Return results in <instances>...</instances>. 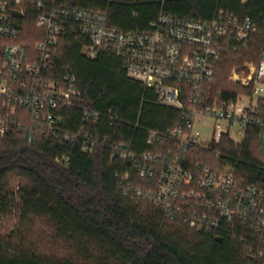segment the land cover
I'll use <instances>...</instances> for the list:
<instances>
[{"label": "trees", "instance_id": "1", "mask_svg": "<svg viewBox=\"0 0 264 264\" xmlns=\"http://www.w3.org/2000/svg\"><path fill=\"white\" fill-rule=\"evenodd\" d=\"M60 2L104 11L108 26L123 33L147 30L161 11L207 21L222 10L249 20L258 33L250 37L246 49L234 51L230 40L222 42L215 76L208 85L212 100L235 101L247 93L228 79L233 71L257 64L264 49V0ZM42 36L29 19L19 42L32 49ZM86 45L83 38L67 33L52 59L49 77L59 80L70 71L82 92L80 107L61 113L63 128L77 130L83 108L102 115L111 111L117 123L109 127L101 119L95 125L98 137L127 143L137 154L170 150L189 169L198 163L219 170L229 166L242 183L264 190V156L257 151L256 130H247L241 146L226 137L207 148L147 146V131L164 133L179 126L181 113L157 105L155 91L128 79L114 56L86 59L82 54ZM64 152L71 154L67 167L58 163ZM127 165L110 159L107 147L86 154L81 144L73 147L40 136L32 145L16 134L0 139V264H264V244L198 233L180 215L169 219L149 202L123 196L116 173ZM130 172L135 185L155 187L156 180L138 179L132 168ZM259 251L261 257L256 255Z\"/></svg>", "mask_w": 264, "mask_h": 264}, {"label": "built area", "instance_id": "2", "mask_svg": "<svg viewBox=\"0 0 264 264\" xmlns=\"http://www.w3.org/2000/svg\"><path fill=\"white\" fill-rule=\"evenodd\" d=\"M29 19L43 34L32 49L19 42ZM67 33L87 42L82 49L86 59L114 56L128 79L155 91L157 105L181 113L179 126L164 133L147 131V146L172 143L175 150L207 148L219 145L224 137L241 146L252 128L257 131V151L264 156V104L260 105L264 101V49L257 64H247L229 77L230 84L247 93L235 101L212 100L208 88L222 42L230 40L234 51L246 49L257 27L222 10L207 21L161 11L147 30L123 33L108 26L104 11L60 0H0V139L16 134L32 145L40 136L73 147L81 144L86 154L107 147L110 159L128 163L116 173L123 196L145 200L169 219L180 215L198 233L264 244V190L242 183L229 166L219 170L198 163L189 169L170 150L137 154L127 143L98 137L94 131L101 119L109 127L117 123L111 111L102 115L83 108L79 128H63L61 113L80 107L82 96L70 71L59 80L48 75L57 43ZM197 118L213 121L207 144L192 132ZM234 136H240V141ZM58 159L67 167L71 154L64 152ZM130 168L138 179L156 180L155 187L145 189L131 182ZM256 255L261 257L262 252Z\"/></svg>", "mask_w": 264, "mask_h": 264}, {"label": "rangeland", "instance_id": "3", "mask_svg": "<svg viewBox=\"0 0 264 264\" xmlns=\"http://www.w3.org/2000/svg\"><path fill=\"white\" fill-rule=\"evenodd\" d=\"M229 82V79H228ZM213 129V121L210 118H197L193 125L192 132L195 136H199L202 143H208L211 139ZM240 136H234L236 142L240 141Z\"/></svg>", "mask_w": 264, "mask_h": 264}]
</instances>
